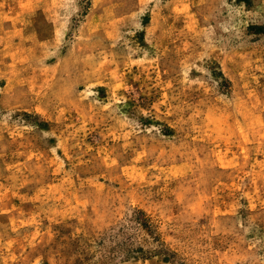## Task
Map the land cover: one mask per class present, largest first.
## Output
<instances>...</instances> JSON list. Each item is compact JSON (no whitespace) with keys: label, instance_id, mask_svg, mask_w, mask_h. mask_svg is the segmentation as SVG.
<instances>
[{"label":"rangeland","instance_id":"rangeland-1","mask_svg":"<svg viewBox=\"0 0 264 264\" xmlns=\"http://www.w3.org/2000/svg\"><path fill=\"white\" fill-rule=\"evenodd\" d=\"M0 264H264V0H0Z\"/></svg>","mask_w":264,"mask_h":264}]
</instances>
